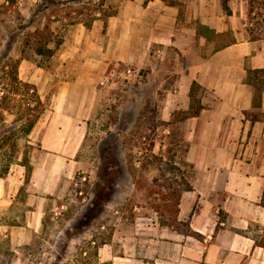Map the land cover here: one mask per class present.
Listing matches in <instances>:
<instances>
[{
    "label": "crops",
    "instance_id": "1",
    "mask_svg": "<svg viewBox=\"0 0 264 264\" xmlns=\"http://www.w3.org/2000/svg\"><path fill=\"white\" fill-rule=\"evenodd\" d=\"M119 1L106 20L96 18L91 28L71 24L65 31L52 60L63 63L76 55V80H57L70 72L63 64L44 72L40 84L35 77L41 68L19 73L24 82L53 89L56 101L29 137H40L44 152L32 171L30 196L45 201L76 172L97 94L80 79L100 81L120 65L126 78L136 68L145 70L141 100L159 102L165 123L190 110L196 83L204 108L175 125L186 146L192 187L181 193L177 220L197 236L151 223L149 216L136 218L125 255L104 244L96 257L99 264H264V92L255 108L256 89L248 81L250 73L264 69V39H252L247 29V1ZM27 64L22 60L19 71ZM23 176L16 171L0 178L6 187L0 198L14 182L22 184ZM30 214L37 233L44 212L35 208Z\"/></svg>",
    "mask_w": 264,
    "mask_h": 264
},
{
    "label": "rangeland",
    "instance_id": "2",
    "mask_svg": "<svg viewBox=\"0 0 264 264\" xmlns=\"http://www.w3.org/2000/svg\"><path fill=\"white\" fill-rule=\"evenodd\" d=\"M246 1L247 29L252 39H264V0ZM119 2L6 0L0 6V90L5 88L0 97L6 93L0 103V173L9 157L12 163L3 179L16 171L24 173L22 184L14 182L13 189L8 186V196L0 198V264H99L95 250L104 244L126 254L125 244L130 242L136 218L149 216L151 223L166 226L174 220L175 198L190 175L186 146L175 125L182 115H176L174 123H165L160 118L159 102L141 100L139 82L145 70L136 68L133 77L126 78L122 75L126 68L120 65L108 87H100L97 76L80 79L97 90L93 116L76 158V172L69 180L63 178L55 195L45 201L30 196L32 174L26 183L27 171L20 165L26 154L33 171L44 152L36 134L28 140L13 136L22 125L19 119L33 112L29 110V95L14 94L17 91L5 75L11 71L7 65L17 59L26 60L27 66L19 71L22 76L32 67L35 71L41 68L35 77L40 84L44 72L63 64L70 72L56 76L57 80H76V55L63 63L38 56L33 48L25 46L26 36L48 25L64 37L73 21L90 23L98 17L106 20ZM252 79L264 92V73ZM36 89L49 116L56 104L54 90ZM5 139L9 144L2 147ZM5 188L0 180V193ZM35 208L44 212L37 233L30 226L34 221L30 213Z\"/></svg>",
    "mask_w": 264,
    "mask_h": 264
},
{
    "label": "trees",
    "instance_id": "3",
    "mask_svg": "<svg viewBox=\"0 0 264 264\" xmlns=\"http://www.w3.org/2000/svg\"><path fill=\"white\" fill-rule=\"evenodd\" d=\"M95 19H93L94 21ZM92 21V22H93ZM84 23V25L87 28H91L92 22L90 23H86V22H82V21H73L71 24H75V23ZM63 38L60 36H58L56 33H54L53 31L50 30L48 25H45L43 30H36L34 32L28 33V35L26 36L25 39V46H29L31 48L34 49L35 54L41 57H46V58H52L55 54L56 51L61 47V45L63 44ZM20 64H21V60L17 59L14 61H11V63L9 65H7V67H9L11 69V71L8 73H5L6 78L8 81H10V84H12L17 93L14 94H20L23 93L22 95H29L31 99H29L30 101V111L33 112V114L28 115L26 117H21L19 120L22 121V125L20 127V129L16 132V134H14L13 136L16 137L17 139L20 140H28V138L30 137L32 131L34 130L37 122L39 121V119L41 118V116L45 113L46 111V106L43 102V100L41 99L36 86L27 82H23L20 78H19V68H20ZM264 73V69L263 70H257L254 71L252 73H250V78H249V83L254 86V88L256 89V95H255V99H254V107L258 108L261 105V100H262V90L259 87V85L252 79L253 75H259V74H263ZM5 88H2L1 91H4ZM199 91L200 88L199 86L194 83L190 92V98L192 100V105L191 108L188 112L186 113H182L179 112V115H182V117L180 118V120L182 119H187V118H191V117H196L199 116L201 110L204 108L199 100ZM25 93V94H24ZM6 94V93H5ZM4 95H2L3 97H0V103L1 100H3V98H5ZM17 142H13V145L11 146L12 148H15L17 145ZM7 144H9V140H4L2 141V147H5ZM15 154V152H14ZM12 158V157H11ZM9 157V159H7V164H6V168L4 169V171L2 173H0V178H4L8 172H9V167L12 163V160ZM23 167L26 168L27 174H26V183L29 182L30 180V175L32 174V167L29 165L28 162V158L27 155H24V159L23 162L20 164ZM185 188L180 192V194L177 195V197L175 198V216L173 217L174 220L172 221V223H170L169 227H173L174 229L182 232V233H186L189 234L191 236H197L194 232H192L190 230V227L187 223H182L179 222L177 220V215L179 212L178 209V205H179V201H180V196L181 193L183 191H190L192 190V187L190 186V184L188 183V181H186V183L184 184ZM172 219V218H171ZM163 226H166V224H163ZM182 227V228H180ZM184 227V228H183ZM98 247H96L95 252L97 253Z\"/></svg>",
    "mask_w": 264,
    "mask_h": 264
},
{
    "label": "built area",
    "instance_id": "4",
    "mask_svg": "<svg viewBox=\"0 0 264 264\" xmlns=\"http://www.w3.org/2000/svg\"><path fill=\"white\" fill-rule=\"evenodd\" d=\"M119 67H114L102 77V79L99 81L100 87H108V85L111 83L112 79L115 77L117 70Z\"/></svg>",
    "mask_w": 264,
    "mask_h": 264
}]
</instances>
